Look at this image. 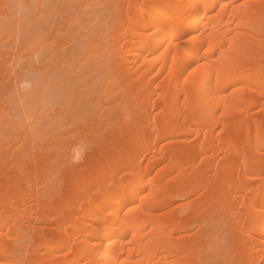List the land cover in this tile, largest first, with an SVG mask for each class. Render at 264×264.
Here are the masks:
<instances>
[{"label":"bare ground","instance_id":"bare-ground-1","mask_svg":"<svg viewBox=\"0 0 264 264\" xmlns=\"http://www.w3.org/2000/svg\"><path fill=\"white\" fill-rule=\"evenodd\" d=\"M69 1L0 0V264H264V0Z\"/></svg>","mask_w":264,"mask_h":264},{"label":"rangeland","instance_id":"rangeland-1","mask_svg":"<svg viewBox=\"0 0 264 264\" xmlns=\"http://www.w3.org/2000/svg\"><path fill=\"white\" fill-rule=\"evenodd\" d=\"M67 1H69V0H67ZM67 1L65 2V0H60V2H62V4H63V7H66L67 6ZM85 0H74V2H71V1H69V3L71 2V3H73L72 5L71 4H68V7H70V6H73L72 8H75V9H71V8H68L69 9V11H70V13H71V15H73V17H75V16H77V18H79V17H83V16H85L84 14H85V12L87 11L86 9H89V8H86L88 5H85L87 2L85 1ZM79 3H83V4H80L79 5ZM75 4H77V5H75ZM83 5V6H82ZM62 6V5H61ZM86 6V7H85ZM81 8V10H76V8ZM55 8H57V6H55ZM58 8H60V6L58 7ZM76 10V11H75ZM86 10V11H85ZM54 11V10H53ZM79 13H78V12ZM84 14H83V13ZM75 14V15H74ZM79 15V16H78ZM86 16H87V13H86ZM85 16V17H86ZM90 16H89V14H88V16L86 17V18H89ZM42 18V19H41ZM84 18V17H83ZM45 18L44 17H41L39 14L38 15H34V16H32V18L30 19V21H28L27 20V22H28V24L32 27V30H35L34 31V34L36 35L35 36V38H38L37 36L42 32H44V30H45V32H44V34H46V31H47V33H49L51 30H50V28L48 29L47 28V26L46 25H50V23H51V20H52V18H51V20L50 19H48V21L46 22V19L44 20ZM30 22L32 23V24H30ZM66 23V22H65ZM45 27V28H44ZM42 28H44V30H42ZM49 31V32H48ZM41 35H43V34H41ZM28 36V35H27ZM27 36H24L23 38H22V40L25 42V41H27V39L29 38V37H27ZM7 57V58H6ZM5 58V61L7 62V61H9V63L7 62V64L6 63H4V66H3V63L0 65V66H3L2 68L0 67V102H1V104H3L4 105V110H5V112H7V114L6 115H8V118H9V121L10 120H12V123L13 122H15V121H13V120H15V119H17V118H15L17 115V113L18 112H16L15 111V107H12V106H14L15 105V103L13 102V101H10L9 99H11V94L12 95H14V94H16L17 96V98H18V89L17 88H19L20 87V85H21V82H23V80H25L26 78H28V75L26 74L27 73V71L28 70H21V71H19L17 74H14L15 73V71H17V70H19V69H17L18 68V66L17 67H12L13 65V61H11V60H13V58L11 59V58H9V56H6ZM2 62V61H1ZM6 64V65H5ZM7 70H6V69ZM2 69V70H1ZM5 70V71H4ZM3 71V72H2ZM7 72V73H6ZM26 77V78H25ZM20 82V83H19ZM19 83V84H18ZM50 87H54L55 89H56V87L55 86H50ZM54 88L53 89H51V90H49V91H51V93L52 94H50V92H48V94H49V96H48V99L51 101V102H53V103H56L57 102V97H59L57 94H56V91H52V90H54ZM11 93V94H10ZM10 96V97H9ZM15 96V95H14ZM50 97H51V99H50ZM6 99V100H5ZM19 99V98H18ZM3 102H8V103H3ZM12 104H14V105H12ZM8 107H10V108H8ZM3 128L1 129V127H0V143L2 142V140L4 141V139H6V138H8L9 136L11 137L10 139H11V141H15L16 140V142H12L13 143V145L15 146L16 145V147H18V148H20V150H21V156L22 157H26V159H27V157L29 158V156H27V154H28V151L26 152L25 150H27L26 149V147H28L29 145H27V143L25 144V143H23L24 142V139H20V137H18V133L19 132H17L16 130H13V129H10V132H9V130H6L5 128H4V126H2ZM4 131V132H3ZM14 131H16V132H14ZM3 132V133H2ZM5 133V134H4ZM9 133H10V135H9ZM4 134V135H3ZM9 135V136H7V135ZM15 134H16V136H15ZM5 136V137H4ZM18 140V141H17ZM2 143H4V142H2ZM11 143V144H12ZM54 143V144H53ZM53 143H51V145L52 146H54V147H52V148H55V142H53ZM24 145H26V146H24ZM23 146H24V149L25 150H22L21 148H23ZM49 147H50V145H48ZM48 147V148H49ZM51 147H50V150H51ZM92 147V146H91ZM97 147H99V146H96V148H90V149H88L87 151L88 152H91V151H94L93 153H94V155H92V154H90V157H92V158H94L96 155H98V153H100V148L98 149ZM108 149V151H112L113 150V148H112V146L111 147H107ZM95 149V150H94ZM29 150V149H28ZM100 150V151H99ZM25 151V152H24ZM66 152V155L67 156H70V157H72L71 156V151H69V150H66L65 151ZM34 154V153H33ZM26 155V156H25ZM29 155V154H28ZM57 156V155H56ZM66 156V158H68ZM27 160H30V159H27ZM32 162H35V160H34V156H32ZM71 159H68L67 161H69L68 163L67 162H63L64 163V166L62 165V162L60 163L62 166H61V168H60V170H62V169H64L66 172L68 171V172H71V170H73V168H72V166L74 165V167L76 166V163H77V165H78V161H76V160H74V161H70ZM73 160V159H72ZM73 162V165L71 164L70 165V163H72ZM67 163V164H66ZM75 163V164H74ZM67 167H70V168H68V169H66ZM72 168V169H71ZM182 203V200L181 199H179L178 198V205H180Z\"/></svg>","mask_w":264,"mask_h":264}]
</instances>
